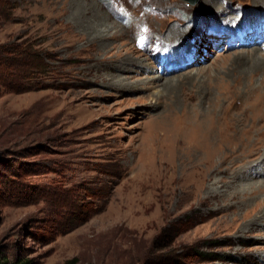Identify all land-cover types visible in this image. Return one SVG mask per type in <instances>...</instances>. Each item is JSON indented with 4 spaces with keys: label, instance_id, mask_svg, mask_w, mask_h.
Instances as JSON below:
<instances>
[{
    "label": "rangeland",
    "instance_id": "374dc122",
    "mask_svg": "<svg viewBox=\"0 0 264 264\" xmlns=\"http://www.w3.org/2000/svg\"><path fill=\"white\" fill-rule=\"evenodd\" d=\"M5 1L0 264H264V0Z\"/></svg>",
    "mask_w": 264,
    "mask_h": 264
},
{
    "label": "trees",
    "instance_id": "16d2710c",
    "mask_svg": "<svg viewBox=\"0 0 264 264\" xmlns=\"http://www.w3.org/2000/svg\"><path fill=\"white\" fill-rule=\"evenodd\" d=\"M14 6L7 4L5 0H0V21L4 22L10 18L11 10ZM42 53L34 51L30 46L15 48H0V94L1 93H24L29 91L44 90L45 77L48 75L47 65L44 64ZM11 55V57H9ZM4 77L8 78L4 81ZM25 81V82H24ZM46 87V86H45ZM47 168H44L46 171ZM9 189V188H8ZM87 196L88 198L94 197ZM77 200L80 202L81 198ZM87 204L80 205L66 204L64 208L74 211L72 219L66 223L54 224L49 232L57 235L68 233L73 227L86 219L89 212ZM97 207V206H96ZM94 209V208H92ZM96 209V208H95ZM54 213L48 209L47 215ZM58 214V213H57ZM17 264H35L32 260L19 261Z\"/></svg>",
    "mask_w": 264,
    "mask_h": 264
},
{
    "label": "bare ground",
    "instance_id": "6f19581e",
    "mask_svg": "<svg viewBox=\"0 0 264 264\" xmlns=\"http://www.w3.org/2000/svg\"><path fill=\"white\" fill-rule=\"evenodd\" d=\"M259 31V30H258ZM259 62V61H258ZM257 67L258 68H263L264 67V65L263 64H260V65H257ZM156 79H158V78H156Z\"/></svg>",
    "mask_w": 264,
    "mask_h": 264
}]
</instances>
